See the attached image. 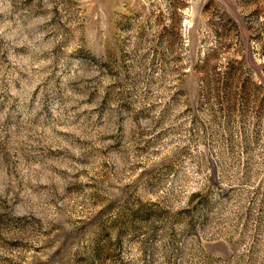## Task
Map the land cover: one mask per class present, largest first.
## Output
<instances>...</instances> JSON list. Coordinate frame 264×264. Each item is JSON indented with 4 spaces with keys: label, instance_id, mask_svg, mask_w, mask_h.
Listing matches in <instances>:
<instances>
[{
    "label": "rangeland",
    "instance_id": "rangeland-1",
    "mask_svg": "<svg viewBox=\"0 0 264 264\" xmlns=\"http://www.w3.org/2000/svg\"><path fill=\"white\" fill-rule=\"evenodd\" d=\"M0 264H264V0H0Z\"/></svg>",
    "mask_w": 264,
    "mask_h": 264
}]
</instances>
